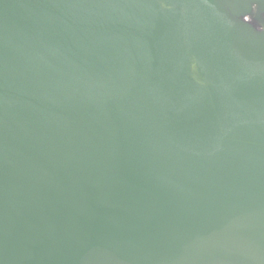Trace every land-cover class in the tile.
<instances>
[{
    "label": "water",
    "instance_id": "95a60500",
    "mask_svg": "<svg viewBox=\"0 0 264 264\" xmlns=\"http://www.w3.org/2000/svg\"><path fill=\"white\" fill-rule=\"evenodd\" d=\"M0 264H264V0H0Z\"/></svg>",
    "mask_w": 264,
    "mask_h": 264
}]
</instances>
